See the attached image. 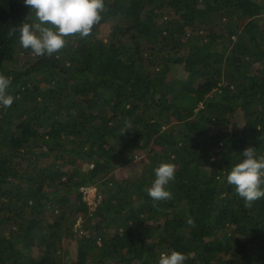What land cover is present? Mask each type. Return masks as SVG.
<instances>
[{
    "label": "trees",
    "instance_id": "1",
    "mask_svg": "<svg viewBox=\"0 0 264 264\" xmlns=\"http://www.w3.org/2000/svg\"><path fill=\"white\" fill-rule=\"evenodd\" d=\"M102 17L35 56L19 43L34 12L0 0L14 97L0 107V264H62V238L75 264H158L174 250L185 264H264V198L245 206L226 182L245 148L264 155V0H105ZM161 163L176 165L172 199L153 201Z\"/></svg>",
    "mask_w": 264,
    "mask_h": 264
},
{
    "label": "clouds",
    "instance_id": "2",
    "mask_svg": "<svg viewBox=\"0 0 264 264\" xmlns=\"http://www.w3.org/2000/svg\"><path fill=\"white\" fill-rule=\"evenodd\" d=\"M23 3L34 12L36 22L20 25L19 43L24 49H31L35 56H52L67 46L69 37H89L105 10V0H23ZM16 31L13 28L9 35ZM11 83V77L0 73V107L4 109L14 102V97L8 94ZM242 157L227 174L226 182L243 198L245 206L250 207L264 198V155L257 158L256 148L249 146ZM154 172L155 179L146 189L147 194L153 201L172 199L167 186L175 179L176 165L161 163ZM188 223L195 226L191 219ZM190 256L174 250L170 254L162 253L158 264H185Z\"/></svg>",
    "mask_w": 264,
    "mask_h": 264
},
{
    "label": "rangeland",
    "instance_id": "3",
    "mask_svg": "<svg viewBox=\"0 0 264 264\" xmlns=\"http://www.w3.org/2000/svg\"><path fill=\"white\" fill-rule=\"evenodd\" d=\"M128 166V167H127ZM134 169H138L139 165L134 164V167L132 166V163H129L125 166H119L117 167L112 174L117 176H126L129 174V171H133ZM85 187V188H84ZM81 189V199L86 200L87 203L90 204V209L93 208L94 202L99 198L100 194L96 190V186L94 184L84 186ZM84 220V219H83ZM81 216H77L75 219V222L73 224V230L80 232L83 230L82 222H83ZM61 244V256H62V264H75L74 260L80 257L82 254L81 252H77L75 244V240L71 238H62L60 241Z\"/></svg>",
    "mask_w": 264,
    "mask_h": 264
},
{
    "label": "built area",
    "instance_id": "4",
    "mask_svg": "<svg viewBox=\"0 0 264 264\" xmlns=\"http://www.w3.org/2000/svg\"><path fill=\"white\" fill-rule=\"evenodd\" d=\"M84 187V186H83ZM83 187H81V188H83ZM85 188V187H84ZM94 204H95V202H94Z\"/></svg>",
    "mask_w": 264,
    "mask_h": 264
}]
</instances>
